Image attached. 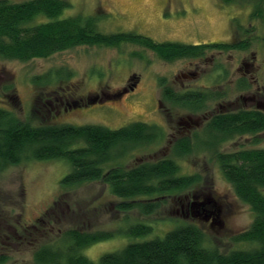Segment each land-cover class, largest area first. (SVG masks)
Here are the masks:
<instances>
[{
    "label": "rangeland",
    "instance_id": "rangeland-1",
    "mask_svg": "<svg viewBox=\"0 0 264 264\" xmlns=\"http://www.w3.org/2000/svg\"><path fill=\"white\" fill-rule=\"evenodd\" d=\"M65 1L70 8L64 11L62 18L78 14L95 16L102 33L134 32L156 42L183 44L251 39V45L245 51H208L202 59L173 62H165L151 51L129 44L117 49L78 46L27 62L0 58V107L13 109L21 120L39 123V115L33 110L34 107L39 109L33 104L35 96L72 85L78 92L75 89L76 98L84 105L56 115L52 111L51 124H93L118 129L142 122L163 130L164 137L160 142L130 147L124 155L115 156L105 169L113 165L132 167L141 161L154 162L170 157L171 129L176 127L178 118L183 119L188 113L162 100L158 78H165L166 84L177 92L191 87L225 92L222 99L208 102L204 112L194 114L193 117L199 118L207 116V111L211 115L219 106L227 107V102H234L236 109L246 108L241 97L253 95L261 99L264 94V23L250 17L251 4L226 5L220 0ZM248 29L253 32L245 34ZM241 61L252 65L248 72L243 66L238 69ZM219 65L221 69H218ZM50 70H65L64 76L68 74L69 78L48 85L33 84L34 76H44ZM189 71L196 75L193 78L182 76ZM213 74H219L222 79H215L220 80L214 83L215 80L210 78ZM240 79L250 82V88L238 89ZM122 88H126V93L120 98L95 102L100 100L103 90L113 92ZM14 93L20 103L13 108L9 96ZM89 95H96L92 103L87 101ZM251 148H264V133L235 137L222 143L218 151L231 153ZM177 161L179 175L198 174L199 182L182 192H173L169 197H159L158 207L151 215H143L135 208L120 212L116 207L120 199L112 195L109 186L102 181L63 187L61 180L70 171V164L64 159L21 162L1 169L0 204L4 206L0 214H4L5 219H0V227L9 226L16 234L0 228V258L6 259L4 264H36L34 253L38 248L48 245L60 250L66 247L59 238L66 230L112 232V237L83 249L84 256L97 262L103 254L118 252L130 243L161 238L177 224L185 223L202 228L221 252L250 249V245L234 242L233 238L248 228L253 214L235 195L210 153L203 151ZM192 196L199 202L205 201L209 221L199 220L191 211L185 215L181 206L193 202ZM59 198L64 203L56 205ZM207 201L210 203L206 204ZM51 209L52 218L43 217ZM213 219L222 224L207 225ZM18 221L36 229L25 233L19 228ZM137 223L151 226V232L144 236L127 233V229Z\"/></svg>",
    "mask_w": 264,
    "mask_h": 264
},
{
    "label": "trees",
    "instance_id": "trees-1",
    "mask_svg": "<svg viewBox=\"0 0 264 264\" xmlns=\"http://www.w3.org/2000/svg\"><path fill=\"white\" fill-rule=\"evenodd\" d=\"M220 1L226 5L251 4L250 17L264 23V0ZM69 8L70 4L65 0H0V58L27 62L78 46L117 49L129 44L151 51L165 62H173L202 59L208 51H245L251 45L250 38L233 43L183 44L156 42L134 32L102 33L98 30L95 16L78 14L62 18L61 15ZM251 32L248 29L245 34ZM65 73V70H50L44 76H34L32 82L36 86L52 84L69 78L68 74L64 76ZM218 75L213 74L210 78L218 79ZM157 82L162 88L163 101L193 115L204 112L208 102L224 97L218 91L180 93L169 87L165 78H158ZM75 87L71 85L43 96L36 95L33 104L39 109L34 107L33 110L40 116L36 124L21 120L13 109L0 107V170L21 162L64 159L70 164V171L61 180L63 187L102 181L109 186L111 194L120 199L116 206L120 212L135 208L143 215H151L158 207L159 199L169 197L173 192H182L199 182L198 174L179 175L177 160L207 151L235 195L253 214L248 228L233 238L234 242L250 245V249L221 252L202 228L185 223L177 224L161 238L127 244L122 250L103 254L93 262L82 254L83 249L112 237L113 233L69 229L59 237L67 244L66 247L60 250L48 245L38 248L34 253L36 264H264V148L231 153L218 151L222 143L235 137L262 133L264 114L242 108L236 112L214 111L211 115L207 111L208 118L202 131L175 141L170 148V157L154 162L141 161L132 167L113 165L105 169L115 156L124 155L130 147L160 142L164 132L156 125L142 122H133L118 129L93 124H51L52 111L56 115L68 108L84 105L76 98ZM125 91L126 88L113 92L103 90L100 100L95 102L113 101L118 95L123 96ZM95 96L89 95L87 101L92 103ZM9 100L13 108L19 106L15 93L9 96ZM61 202L64 203L59 198L56 205ZM3 206L0 204V211ZM52 213V209L48 210L43 217L52 218ZM2 215L0 219H5ZM18 225L25 233L36 229L21 222ZM0 228L16 234L9 226ZM150 232L151 226L141 223L127 229V233L133 236H144ZM5 262V258H0V264Z\"/></svg>",
    "mask_w": 264,
    "mask_h": 264
},
{
    "label": "flooded vegetation",
    "instance_id": "flooded-vegetation-1",
    "mask_svg": "<svg viewBox=\"0 0 264 264\" xmlns=\"http://www.w3.org/2000/svg\"><path fill=\"white\" fill-rule=\"evenodd\" d=\"M227 42L233 43L235 41H234L233 38H230L229 41H227ZM242 66L245 67L247 72L252 67L251 64H249V63H247L245 61H241L240 64L237 67L240 70V68ZM195 75H196L195 72H190V71L187 72L186 74L182 73L183 77L190 76V77L193 78ZM237 87L240 90L241 89H243V90L249 89L250 88V82L240 79L239 82L237 83ZM191 89H192V87L188 88V90L182 91L180 93L203 92L204 91V90H195V89L191 90ZM221 93H223V95H224L225 92H221ZM120 97H121V95H118L117 98H120ZM261 97H262L261 99L255 97L253 95H249L247 97H241L243 102H245V106H246V108H242V109L246 110V111L256 110V111L264 114V94H262ZM226 105H227V107L218 105L219 108H218L217 111H215V113H217V112L218 113L219 112H236L237 110L240 109V108L236 109L235 107H233L234 106V102H227ZM158 106H159V104H158ZM193 116L194 115H192L191 113H188L183 119L182 118L181 119L178 118L175 121V126L176 127L171 129V130H173V132L171 133V135H169V137H170L169 146H172L173 143L175 141H177L180 137H183V136H186V135L187 136H191L194 132L196 133L198 131H202V129L204 128V125H205V123L207 121V117L206 116H201V118H199V117H193ZM262 133H264V131ZM192 200H193V202L190 201L189 203H185V204H183V206H181L182 207L181 209L184 211V213L186 212L185 215H187L189 213V211H191L193 215L196 214V216L199 218V220L209 221L208 220V215H207L208 211H207V208L205 206V201L199 202L197 200L196 196H192ZM199 204H200V206H199ZM196 206H198V207H196ZM195 209H197V211H194ZM210 222H211V226H213L216 223L217 224L220 223V222L219 223L216 222L215 219L211 220Z\"/></svg>",
    "mask_w": 264,
    "mask_h": 264
},
{
    "label": "water",
    "instance_id": "water-1",
    "mask_svg": "<svg viewBox=\"0 0 264 264\" xmlns=\"http://www.w3.org/2000/svg\"><path fill=\"white\" fill-rule=\"evenodd\" d=\"M209 203H210V201H207V202H206V204H209ZM197 205H198V204H197ZM199 206H200V204H199ZM196 207H198V206H196ZM218 211L220 212V210H218ZM217 218L220 219V215H219V214L217 215ZM219 224L221 225V223H219Z\"/></svg>",
    "mask_w": 264,
    "mask_h": 264
}]
</instances>
